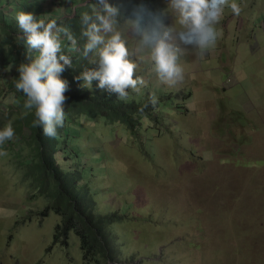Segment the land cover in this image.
<instances>
[{
	"label": "rangeland",
	"instance_id": "obj_1",
	"mask_svg": "<svg viewBox=\"0 0 264 264\" xmlns=\"http://www.w3.org/2000/svg\"><path fill=\"white\" fill-rule=\"evenodd\" d=\"M75 1L18 0L16 8L59 19L74 13L69 10ZM108 3L119 7L121 25L134 9L167 8V0ZM175 19L169 11L165 23ZM127 35V47L135 51L131 31ZM215 47L205 57L186 48L180 59L185 80L175 87L158 80L148 50L133 57L137 75L147 81L146 93L160 88L171 99H163L162 122L145 123L137 139L116 127L102 143L110 157L99 149L97 212L121 218L118 228L112 227L120 238L113 250L121 257L103 264H264V105L252 108L230 68L207 64ZM184 104L187 110H179ZM95 123L105 132L112 129ZM11 156L4 159L0 150V264H86L73 231L65 236L61 229L55 236L65 216L51 211L46 198L32 195L19 160Z\"/></svg>",
	"mask_w": 264,
	"mask_h": 264
},
{
	"label": "trees",
	"instance_id": "obj_2",
	"mask_svg": "<svg viewBox=\"0 0 264 264\" xmlns=\"http://www.w3.org/2000/svg\"><path fill=\"white\" fill-rule=\"evenodd\" d=\"M17 2L0 0V129L12 121L15 131L14 138L0 146L3 158H8L9 154L14 155L11 159L16 156L23 168L21 174L24 181L35 191V194L31 192L32 195L46 198V205L51 211L65 216L63 224L57 226L59 233L56 237L61 229L65 236L73 231L86 264H103L108 260L116 262L121 253L113 250V243L114 240L120 242V238L112 227L118 228L121 218L117 214L111 217L97 212L99 203L94 179L100 177L103 171L96 168L99 149L103 154L102 143L114 136L116 127L123 128L137 139L145 123L162 122L164 113L160 109L165 106L164 97L171 99L170 92L165 95L159 88L154 89L157 93L154 90L150 93V87L147 93L145 87L139 92L129 89L128 97L120 99L97 89L95 81L88 89L83 87L82 81L75 80L74 77L85 67H98L81 56L85 38L81 36L80 21L82 13L90 12V2L82 4L79 0L75 1L70 5L69 12H74L72 15L66 14L56 19L70 28L77 39L78 48L73 51L67 41L62 42L63 52L70 56L73 65L71 68L65 66V71L60 74V78L68 82V90L64 93L67 98L64 103L66 117L63 127L57 129L56 137H46L41 128L32 126L35 109H25L26 96L15 89V82L19 78L17 67L26 62L25 47L16 39L19 32L15 21L19 12ZM4 8L10 11L6 12ZM41 15L37 18L45 21L54 19ZM153 95L158 101L155 105L150 103ZM185 105L179 106V110H187ZM95 122L105 123L112 129L105 132ZM101 136L102 139H96ZM104 154L107 155L106 151ZM46 214L43 212L41 215Z\"/></svg>",
	"mask_w": 264,
	"mask_h": 264
},
{
	"label": "clouds",
	"instance_id": "obj_3",
	"mask_svg": "<svg viewBox=\"0 0 264 264\" xmlns=\"http://www.w3.org/2000/svg\"><path fill=\"white\" fill-rule=\"evenodd\" d=\"M89 7L90 12L82 13L80 21L81 36L85 38L81 56L98 67H85L74 79L82 81L88 89L95 81L97 89L120 99L128 97L129 89L139 92L147 85L144 77L136 74L138 64L133 59L136 53L148 50V59L158 80L175 87L185 80L180 59L186 48L199 50V55L206 54L217 43L216 26L225 7L236 17L242 12L236 0H167L164 11L150 13L140 7L121 25L119 7L109 4L108 0H96ZM169 11L176 18L175 24L165 23ZM15 21L19 29L16 39L23 43L26 59L17 67L19 78L15 89L26 96L24 108L35 109L32 126L41 128L46 137L55 138L66 117L64 93L68 82L60 74L65 66H73L70 56L63 52L62 42L67 41L75 51L77 39L68 26L56 19L45 21L30 12L19 11ZM129 31L137 43L135 51L127 47L125 37H129ZM225 84L230 85V80ZM157 102L154 95L150 97L152 105ZM14 136L12 121H8L0 129V146Z\"/></svg>",
	"mask_w": 264,
	"mask_h": 264
},
{
	"label": "crops",
	"instance_id": "obj_4",
	"mask_svg": "<svg viewBox=\"0 0 264 264\" xmlns=\"http://www.w3.org/2000/svg\"><path fill=\"white\" fill-rule=\"evenodd\" d=\"M237 3L242 7L239 17L234 16L230 8L224 9L218 25L225 33H219L215 47L218 52L207 64L214 62V66L230 68L233 80L244 88L252 108L261 110L264 105V0H237ZM207 54L208 51L199 57ZM245 119L248 123L251 117L245 115Z\"/></svg>",
	"mask_w": 264,
	"mask_h": 264
},
{
	"label": "flooded vegetation",
	"instance_id": "obj_5",
	"mask_svg": "<svg viewBox=\"0 0 264 264\" xmlns=\"http://www.w3.org/2000/svg\"><path fill=\"white\" fill-rule=\"evenodd\" d=\"M55 244H57V243L55 242Z\"/></svg>",
	"mask_w": 264,
	"mask_h": 264
}]
</instances>
